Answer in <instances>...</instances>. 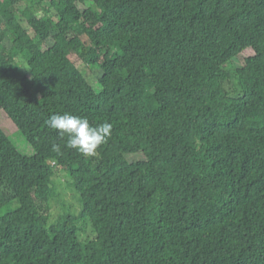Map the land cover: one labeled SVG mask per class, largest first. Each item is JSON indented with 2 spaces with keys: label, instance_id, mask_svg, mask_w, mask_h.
<instances>
[{
  "label": "trees",
  "instance_id": "1",
  "mask_svg": "<svg viewBox=\"0 0 264 264\" xmlns=\"http://www.w3.org/2000/svg\"><path fill=\"white\" fill-rule=\"evenodd\" d=\"M0 109L33 151L0 128V264H264V0H0ZM64 113L112 124L96 157Z\"/></svg>",
  "mask_w": 264,
  "mask_h": 264
},
{
  "label": "rangeland",
  "instance_id": "2",
  "mask_svg": "<svg viewBox=\"0 0 264 264\" xmlns=\"http://www.w3.org/2000/svg\"><path fill=\"white\" fill-rule=\"evenodd\" d=\"M17 9L20 11L24 8L22 4H18ZM86 5H79V9H84ZM19 20L22 22L23 17L21 14H18ZM24 25V23H22ZM32 36V34H30ZM5 46H10V40L5 42ZM252 51L247 50L239 57L232 61L233 68H240L244 64V59L247 56H251ZM16 58L21 65L22 69L27 72V67L22 63V59L16 55ZM70 60L76 65V67L83 73L86 74V67L81 63L79 59H77L74 55H71ZM231 67L227 66V69ZM232 69V68H231ZM98 71H91L90 74L87 76V80L89 83L92 84L93 87L97 88L96 85V78L99 76ZM0 128L3 132L9 137V139L13 142V144L17 147V149L24 155L30 156L33 154L32 149L27 145L24 138L16 129L15 125L11 122V120L7 117V115L0 109ZM53 184L56 191V198L51 201L50 206L48 208V216L50 222H56L59 218L65 215H75L78 216L80 212V204L78 201V196L71 190L67 183L66 176L61 173L57 172L53 178ZM81 232L80 237L82 240L90 239L93 237L91 228L86 224H80Z\"/></svg>",
  "mask_w": 264,
  "mask_h": 264
},
{
  "label": "clouds",
  "instance_id": "3",
  "mask_svg": "<svg viewBox=\"0 0 264 264\" xmlns=\"http://www.w3.org/2000/svg\"><path fill=\"white\" fill-rule=\"evenodd\" d=\"M45 123L61 138L67 137L66 148L76 150L85 157H96L99 147L107 143L112 132L109 122L93 126L87 118L70 113L54 114ZM53 150L59 152L60 146L53 144Z\"/></svg>",
  "mask_w": 264,
  "mask_h": 264
}]
</instances>
